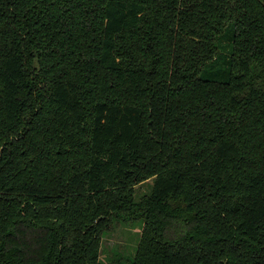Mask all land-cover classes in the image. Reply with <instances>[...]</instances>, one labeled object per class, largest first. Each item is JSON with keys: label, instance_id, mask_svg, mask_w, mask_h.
I'll use <instances>...</instances> for the list:
<instances>
[{"label": "trees", "instance_id": "trees-1", "mask_svg": "<svg viewBox=\"0 0 264 264\" xmlns=\"http://www.w3.org/2000/svg\"><path fill=\"white\" fill-rule=\"evenodd\" d=\"M116 220L130 264H264V0H0V264Z\"/></svg>", "mask_w": 264, "mask_h": 264}, {"label": "rangeland", "instance_id": "rangeland-1", "mask_svg": "<svg viewBox=\"0 0 264 264\" xmlns=\"http://www.w3.org/2000/svg\"><path fill=\"white\" fill-rule=\"evenodd\" d=\"M152 179H148L136 186L137 194L147 192ZM141 221L122 223L116 220L113 227L105 233L102 251L100 254L101 264H130L139 238Z\"/></svg>", "mask_w": 264, "mask_h": 264}]
</instances>
